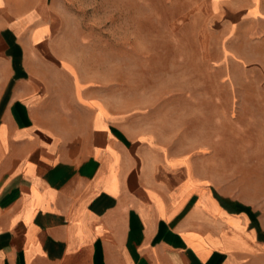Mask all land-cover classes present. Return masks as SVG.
<instances>
[{
	"label": "crops",
	"instance_id": "crops-1",
	"mask_svg": "<svg viewBox=\"0 0 264 264\" xmlns=\"http://www.w3.org/2000/svg\"><path fill=\"white\" fill-rule=\"evenodd\" d=\"M212 1L227 77L264 103V9ZM58 18L57 0H0V264H264V168L235 196L133 132Z\"/></svg>",
	"mask_w": 264,
	"mask_h": 264
},
{
	"label": "rangeland",
	"instance_id": "rangeland-1",
	"mask_svg": "<svg viewBox=\"0 0 264 264\" xmlns=\"http://www.w3.org/2000/svg\"><path fill=\"white\" fill-rule=\"evenodd\" d=\"M57 9L74 60L105 70L133 132L170 156L212 164L219 186L256 198L264 103L251 96L257 84L226 75V11L212 0H57Z\"/></svg>",
	"mask_w": 264,
	"mask_h": 264
}]
</instances>
